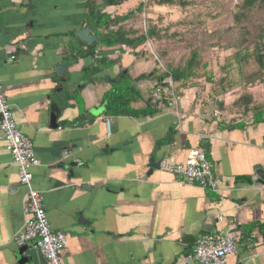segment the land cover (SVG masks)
<instances>
[{"label": "crops", "instance_id": "obj_1", "mask_svg": "<svg viewBox=\"0 0 264 264\" xmlns=\"http://www.w3.org/2000/svg\"><path fill=\"white\" fill-rule=\"evenodd\" d=\"M88 1L0 0V81L13 120L39 161L33 186L43 195L51 228L68 235L62 264H187L197 237L220 231L238 239L227 264H264V181L258 177L264 171V122L233 110L229 91L213 87L210 71L221 52H200L203 73L184 87L175 84L171 71L184 53L168 43L181 37L168 36L159 23L176 19L179 6L148 5L139 13L149 0H127L134 2L132 9L119 12L121 4L104 12L112 19L128 16L121 25L136 37L149 26L161 37L135 49L98 46L93 56L74 59L71 46L87 50L77 32L89 28L99 40L87 22ZM168 8V17L155 15ZM101 59L114 64L84 78L83 70ZM58 66L65 67L61 74ZM121 74L140 94L132 108L154 100L161 112L108 115L103 97ZM157 88L171 94L155 100ZM196 146L206 151L218 192L161 169L150 173L156 148V160L183 163ZM24 195L18 166L0 139V264L19 260L14 238L26 221ZM27 247L26 264H46L34 245Z\"/></svg>", "mask_w": 264, "mask_h": 264}, {"label": "rangeland", "instance_id": "obj_2", "mask_svg": "<svg viewBox=\"0 0 264 264\" xmlns=\"http://www.w3.org/2000/svg\"><path fill=\"white\" fill-rule=\"evenodd\" d=\"M177 1L187 5L177 8L179 14L176 19L168 23L160 21L159 24L163 28H168V36L181 37L168 43L171 47H178L181 53H184V57L187 53L186 58L182 57L179 64H184L195 49L200 52H209L210 49L220 51L221 55H216L217 69L210 71L214 76L212 79H215L212 81L213 87L229 91V97L235 100V103H231L233 110L237 109L244 114L248 112L253 114V107L258 106L264 113V70L261 71L259 68L255 55L259 35L264 29L263 13L254 10L242 25H236V15L243 14V11L240 10L243 0ZM133 7L134 2L124 3L118 11H127ZM167 10L155 13V15L160 18L163 17L162 15L168 17L171 8ZM154 21L156 22L157 19ZM176 42L180 44H176ZM243 47H248V51L243 53L244 62L239 64L235 61L234 56L236 51L242 50ZM223 51L227 52V55H223ZM262 52L264 56L263 49ZM206 58H209L208 53L205 55ZM210 60L213 62L215 59L210 58ZM212 65L215 66L214 62ZM200 72L203 73L201 68ZM222 79L225 81L220 82ZM250 91L252 94L248 95ZM246 98H250V102L246 103Z\"/></svg>", "mask_w": 264, "mask_h": 264}, {"label": "built area", "instance_id": "obj_3", "mask_svg": "<svg viewBox=\"0 0 264 264\" xmlns=\"http://www.w3.org/2000/svg\"><path fill=\"white\" fill-rule=\"evenodd\" d=\"M171 92L157 88L153 99L167 98ZM0 139L18 166V181L25 190L23 214L26 221L23 230L14 238L20 249L34 245L46 264H62L61 253L66 248L68 235L51 228L43 205V195L33 186L32 170L39 166L32 142L22 133L13 120V112L7 102L0 81ZM160 169L177 180L210 192H218L213 168L202 146L190 148L183 163L162 162ZM237 237L226 232L204 233L197 237L194 248L185 262L187 264H227L234 254Z\"/></svg>", "mask_w": 264, "mask_h": 264}, {"label": "trees", "instance_id": "obj_4", "mask_svg": "<svg viewBox=\"0 0 264 264\" xmlns=\"http://www.w3.org/2000/svg\"><path fill=\"white\" fill-rule=\"evenodd\" d=\"M127 0H102L101 5H97L96 0H89L86 3V9L88 12L87 22L89 25H92V31L99 37V40L94 42L92 45H84L87 50H76L71 46V56L74 59L93 56L95 50L98 46L113 48L116 46H127L131 48H137L147 41V38H160V34L157 31L156 26H149L147 29L146 35L136 37V31L131 29H126L123 24L128 16L116 17L114 19L111 16L104 12L106 7L110 6H119L126 2ZM148 5L156 6H181L185 7L187 4L178 2L177 0H157V1H147L146 4H141L137 11L143 13V9ZM240 10L243 11V14L239 13L236 15L235 22L236 25H242L246 18H249L254 10L262 12L264 15V0H243L240 6ZM240 11V12H241ZM109 26H117L115 30L107 31L103 33L102 30L109 28ZM133 35L131 38L130 36ZM256 48V58L259 68L264 70V56L262 49L264 50V29L261 31ZM262 46V48H261ZM248 51V47L242 48L235 53V61L241 64L244 62L245 56L243 53ZM114 62L108 60H95V66L88 67L83 70V77L88 78L92 75L98 73L105 67L113 65ZM202 59L200 56V50H193L190 55L187 57L183 65H180L178 68L171 71V78L175 84H181L183 87L186 86V82L191 78L199 77L200 68H202ZM209 79V78H208ZM225 79H222L220 82H224ZM140 98V94L131 86L129 82V77L127 74H121L116 84L113 86L112 90L107 92L103 97V104L106 107V113L113 116H129V117H154L155 115L161 112V109L157 106V102L153 100L147 102L146 106L142 109H134L131 107V104L137 101ZM75 100H78L77 96H74ZM164 100V99H162ZM246 103L250 102V98L245 99ZM253 117L255 123L264 122L263 112L259 109L258 106L253 107ZM262 232H264V225L262 226Z\"/></svg>", "mask_w": 264, "mask_h": 264}, {"label": "water", "instance_id": "obj_5", "mask_svg": "<svg viewBox=\"0 0 264 264\" xmlns=\"http://www.w3.org/2000/svg\"><path fill=\"white\" fill-rule=\"evenodd\" d=\"M76 38H78L79 40H81L82 42H84L87 45H92L96 40L97 37L96 36H92L90 35V29L89 28H84L82 30H80L79 32H77L75 34ZM60 69H65L64 66H58L57 68V72L59 74L60 73ZM64 81V80H62ZM219 104V102H218ZM51 123H52V127H57V125L55 124V115H51ZM166 140H169V138H166ZM157 148L152 152V158L149 160V164L148 167L150 168V173L153 172L154 170H160L161 167V163H162V159L160 160H156V153H157ZM258 177L260 178L261 181H264V171L259 170L258 171ZM27 248L28 247H22L18 250V257L19 260L17 261V264H26L28 262V258L24 257V254L27 252Z\"/></svg>", "mask_w": 264, "mask_h": 264}]
</instances>
